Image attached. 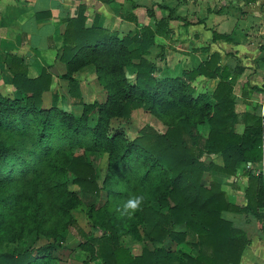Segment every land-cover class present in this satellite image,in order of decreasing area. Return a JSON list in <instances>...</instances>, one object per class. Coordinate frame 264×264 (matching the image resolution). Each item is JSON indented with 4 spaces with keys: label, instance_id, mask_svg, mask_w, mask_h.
Masks as SVG:
<instances>
[{
    "label": "trees",
    "instance_id": "trees-1",
    "mask_svg": "<svg viewBox=\"0 0 264 264\" xmlns=\"http://www.w3.org/2000/svg\"><path fill=\"white\" fill-rule=\"evenodd\" d=\"M155 35L148 26L120 37L97 23L88 25L85 6L66 20L59 61L67 72L59 78L75 84L74 74L91 68L107 92L104 102H82L80 116L56 105L46 108L43 96L55 75L46 69L31 77L23 59L8 55L17 93H0V244L46 228L57 242L38 250L0 252V264L52 262V251L67 240L75 226L73 211L82 204L70 184L94 199L107 195L104 205L91 203L88 212L102 231L91 239L101 264H240L249 240L224 213L253 215L264 230V173L249 167L264 159L263 118L248 113L238 132L233 77L220 55L212 53L198 68L178 76L166 75L147 58ZM159 57L165 59L163 46ZM202 76L217 79L216 87L199 91L195 84ZM138 109L161 120L165 132L146 126L129 140L113 130V121H129ZM76 149L107 156L102 183L92 161L76 155ZM207 156L221 157L222 164L207 162ZM213 170L250 177L245 207L230 203L221 183H205ZM136 196L143 199L128 215L123 206ZM140 227L149 228L145 235L153 247L133 255L121 239L132 235L140 240ZM190 238L195 253L178 248Z\"/></svg>",
    "mask_w": 264,
    "mask_h": 264
},
{
    "label": "crops",
    "instance_id": "crops-1",
    "mask_svg": "<svg viewBox=\"0 0 264 264\" xmlns=\"http://www.w3.org/2000/svg\"><path fill=\"white\" fill-rule=\"evenodd\" d=\"M221 2L214 16L218 23L206 16L199 25H193L185 21L175 0H116L110 4L100 0H0V84H12L13 75L6 62L8 55L23 59L29 75L39 76L46 69L56 68L61 63L59 53L65 40L66 20L75 18L79 7L85 6L88 25L97 23L99 28L120 37L134 34L141 27H151L156 31V45L150 52L154 48L160 52L163 46L165 55L169 56L180 51L193 53L199 58L193 68L206 62L212 53H219L222 67H230L233 80L236 79L234 96L242 127L239 132L244 129L243 119L248 113L262 117L264 124V0ZM148 9H154L153 16L148 14ZM169 17L180 20H168ZM161 19L168 21L159 28L157 22ZM149 20L153 24H148ZM212 21L218 27L213 28ZM176 22L185 25L186 40L181 37L182 30L174 27ZM215 33L223 38L215 41ZM261 166L262 162L249 164L253 170ZM213 181L222 184L230 203L240 207L248 204L246 191L250 177L245 173L223 179L214 175L209 183ZM224 217L248 237L240 264H264V230L258 228L255 216L225 212ZM141 252L142 249L132 254Z\"/></svg>",
    "mask_w": 264,
    "mask_h": 264
},
{
    "label": "rangeland",
    "instance_id": "rangeland-1",
    "mask_svg": "<svg viewBox=\"0 0 264 264\" xmlns=\"http://www.w3.org/2000/svg\"><path fill=\"white\" fill-rule=\"evenodd\" d=\"M175 1L178 2L177 7L184 15L186 19L185 21L190 24L199 25V23L203 21V18H206V16L215 19V23H218L219 21L218 18H214V16L217 15L216 11L221 6V0ZM206 2L209 3L208 7L206 6ZM231 9H234V7ZM233 13L235 14V11ZM148 22V24H153V21L151 20ZM215 23L212 21L210 25H212L213 28L218 27ZM173 25L174 27H179V29L182 30L181 37L186 40L188 32H185V25L182 26V24L177 22ZM160 41L162 42L163 39H160ZM159 53V49L154 48L147 58L153 63L159 65L162 68L163 74L170 76H178L182 73V71L192 69L196 64V61L199 60V58H196L193 53L181 51L179 53H173L170 56L166 53L164 57L165 59L162 60L159 57ZM194 54L196 55V53ZM221 59L223 60V58ZM228 65H232L230 61H228ZM56 68L58 69L59 75L54 76L50 89L46 91L43 96L44 106L46 108L56 105L64 111L80 116L83 111V106L81 105L82 102L92 103L95 101L104 102L106 100L107 92L98 80L97 74L91 68H85L76 72L74 74V77L77 80L75 84H71L67 80L59 78L67 72L66 65L63 62L58 63ZM48 70L51 72V69ZM30 76L36 77L37 75ZM216 81V79H210L202 76L195 85L199 91H204L208 88L214 87L216 85ZM73 85L75 86V89L72 88ZM233 86L235 92L236 79L233 80ZM76 89L78 92L75 93ZM0 93L4 96L15 97L17 92L12 84L11 86L0 84ZM79 94L80 96H78ZM239 125H241V123L236 126V130L238 132L242 129ZM146 126H152L160 132H165L166 130V126L161 120L143 109L133 111L129 121L115 120L112 124L114 131L124 133L129 140L136 138L140 134V131ZM75 154L85 155L92 161L94 167L100 174V183H102L107 172V156L94 152H85L82 149H76ZM206 161H211L215 165H219L222 162L221 157L219 156H207ZM214 175L219 179L226 178V176L231 178L230 175H227L219 170H213L205 175V183L208 184ZM70 190L78 193L82 199V204L73 211L75 226L71 227L67 240L60 246H56V248L52 251L53 260L50 264H101L100 259L97 258L95 254L91 239L94 237H100L102 235V231L93 224L88 212L89 205L91 203L96 204L97 206L104 205L107 195L103 192L102 199H94L92 196L85 195L80 188L74 184H70ZM39 219L42 218L39 217ZM140 230L142 231V238L140 240L134 238L132 235H125L121 239L132 253H139L143 248L153 247L145 235L146 230H149V228L146 227L144 229L143 227H140ZM194 241V238H190L187 243L178 246V248L182 247L191 253H195L196 246ZM56 242L57 241L50 235V230L46 228L42 229L39 233L34 231L26 239L18 240L14 243L2 242L0 244V252H14L20 247H29L32 250H38L41 247L48 244H55Z\"/></svg>",
    "mask_w": 264,
    "mask_h": 264
},
{
    "label": "clouds",
    "instance_id": "clouds-1",
    "mask_svg": "<svg viewBox=\"0 0 264 264\" xmlns=\"http://www.w3.org/2000/svg\"><path fill=\"white\" fill-rule=\"evenodd\" d=\"M142 199L143 198L141 196L128 199L123 206V211L128 215H131L132 211H134L140 205Z\"/></svg>",
    "mask_w": 264,
    "mask_h": 264
},
{
    "label": "built area",
    "instance_id": "built-area-1",
    "mask_svg": "<svg viewBox=\"0 0 264 264\" xmlns=\"http://www.w3.org/2000/svg\"><path fill=\"white\" fill-rule=\"evenodd\" d=\"M257 174H263L264 173V159L262 161V166L258 169H256Z\"/></svg>",
    "mask_w": 264,
    "mask_h": 264
},
{
    "label": "water",
    "instance_id": "water-1",
    "mask_svg": "<svg viewBox=\"0 0 264 264\" xmlns=\"http://www.w3.org/2000/svg\"><path fill=\"white\" fill-rule=\"evenodd\" d=\"M51 73H53L54 75H59L58 69L55 67L51 69Z\"/></svg>",
    "mask_w": 264,
    "mask_h": 264
}]
</instances>
